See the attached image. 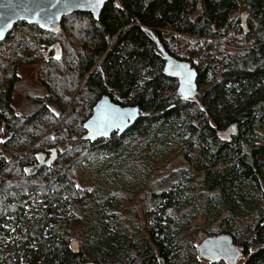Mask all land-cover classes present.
Listing matches in <instances>:
<instances>
[{"label":"trees","instance_id":"16d2710c","mask_svg":"<svg viewBox=\"0 0 264 264\" xmlns=\"http://www.w3.org/2000/svg\"><path fill=\"white\" fill-rule=\"evenodd\" d=\"M71 16L90 21L92 38L101 47L96 56L103 57L99 67L110 89H102L99 96L105 94L121 106H138L142 116L122 136L113 134L94 143L79 135L76 140L62 136L64 148H59L55 163L30 172L25 168L26 182L7 184V144L41 112L40 116H53L44 101H35V107L26 105V112L16 108L15 69L32 63L34 56H40V46L50 45V39L61 33L43 32L25 23L15 25L0 42L1 48L14 37L4 68L0 61V236H9L15 249L0 264H197L190 235L179 234L175 222L183 224L200 208L208 236L229 235L242 248V264H264V202L257 203L264 186V0H109L98 21L89 14ZM69 18H63L61 29ZM23 27L40 43L21 37L17 30ZM236 33V50L219 46L218 39L228 44ZM156 39L165 52L196 70L194 98L181 99L176 80L162 74ZM184 39L196 41L190 58L182 55L179 42ZM197 45L203 51L195 55ZM88 59L82 64L84 73L93 65L94 60ZM153 62L160 64L158 73L152 80L143 77L139 86L141 75L137 78L136 73L141 67L137 65ZM232 126L236 133L228 141L220 140L219 135ZM172 136L181 145L179 153L185 151L188 164L200 174L201 198H190L180 184L158 193L150 190L145 198L154 213L145 221V236L140 238L134 217L104 210L113 194L100 201L88 196L75 168L99 155L111 157L105 168H113L114 160L124 163L126 156L135 153L144 163L150 162V145L166 144ZM253 204L252 220L237 229L235 222ZM190 206L193 210L188 211ZM148 211L143 208V214ZM7 223L15 228L10 235L4 227ZM79 238L80 249L74 254L69 242Z\"/></svg>","mask_w":264,"mask_h":264},{"label":"rangeland","instance_id":"374dc122","mask_svg":"<svg viewBox=\"0 0 264 264\" xmlns=\"http://www.w3.org/2000/svg\"><path fill=\"white\" fill-rule=\"evenodd\" d=\"M242 22H244L243 18ZM92 28L90 21L86 17L70 16L68 21L62 25L61 33L54 39H50L59 42L61 46L62 57L60 60L57 61L51 58L49 62H45L43 59L44 52L41 50L39 57L34 56L32 58V63H22L15 69L16 75L14 78L18 79L14 83L15 90H13L16 97V108L26 112V105L29 107L34 105L35 107V101H44L48 104L53 116L48 114L40 116L43 113L41 112L36 116V119L26 123L23 130L17 133L7 144L5 148L8 159L6 171L9 174L7 184L19 186L26 182L24 169L35 163V156L38 153H45L52 148H64L62 145L65 143L61 141L62 136L63 138L67 136V138L72 139L84 134L82 124L90 116L91 108L99 98V92L102 89H110L105 84V73L99 67V61L103 57L96 56L97 51H100L101 47H97L96 41L92 38ZM17 31L21 37H25V40L31 38L30 41L32 43H40L38 38L31 35L28 27L18 28ZM238 37L239 34L236 33L234 40L228 44L223 39H218L217 42L225 50L234 51L236 50L234 42ZM42 41L45 40L42 38ZM13 42L14 37H10L0 48V61L3 68L8 60L7 55L12 49ZM41 44L45 43L42 42ZM179 44L182 55L189 58V54L191 52L193 54V51L197 48L196 41L186 42L184 39ZM197 46L198 51L195 55L203 51L200 45ZM155 48L156 50L158 49L157 47ZM27 53L31 52L27 51ZM88 57L91 63L92 60L94 61L89 70L84 73L81 68L84 65V60H89ZM5 58L6 61L3 60ZM139 67H141V71L140 73L137 71L136 75L137 78L141 75L139 78L141 80L138 81L140 86L143 83V77L146 76L150 80L154 78L160 69V64L153 62L147 65L142 63L141 66L137 65V69ZM161 70L163 72V64ZM163 85L165 88H170L168 84L164 83ZM160 86L162 87V85ZM163 90L165 89L162 88ZM139 94L140 92L136 95ZM115 95L118 96L117 94ZM134 95L135 93L130 96L133 97ZM235 133L236 129L232 126L223 131L219 138L220 140L228 141L230 136ZM174 141L175 139L172 136L171 140L166 144L152 143L150 145V148H152L150 152L151 161H146V163L135 153V155L126 156L127 159L124 163H121L122 159L114 160L111 163L113 168H105L107 164L105 162L110 161L111 157L94 156L89 162H83L75 168L79 176V185L87 187L88 196H93L96 201L113 194L111 204L105 207L104 210L111 212L113 215L118 213L122 217H134V228L139 225L141 238L145 236V221L147 219L150 220L154 213V210L150 208V204L147 203L148 199L145 198L147 192L149 194L150 190H156L157 193L167 191L180 184L185 186L190 198H201V184L198 183L200 174L196 173L188 164L187 159L184 157L185 151L179 153L181 145L174 143ZM183 170L189 173L186 175ZM262 194L263 198L257 199V203L259 200L264 202V186H262ZM255 205L253 204L245 209L243 218L235 222L237 229L244 228L252 220L251 207ZM144 207L149 209V214H143ZM102 208L100 207L99 210ZM27 209L25 207V210ZM188 209V211L193 210L191 206ZM68 210H71V206L68 207ZM202 210L203 208L196 209L195 217L192 216L190 219L185 220L183 224L178 221L175 222V227L179 228V234L190 235L189 244L191 246L200 239L208 237L207 230H205L207 221ZM226 215L227 213L222 214L217 224ZM29 218L30 213H27L26 222L30 220ZM9 219L6 218L5 221ZM77 226L81 228L83 226L82 222H78ZM4 227L8 229L9 235L12 233V228L15 229L11 226V223H7ZM77 240L81 243L80 238ZM14 249L15 245L9 236H0V263L2 257ZM192 255L195 256L193 253ZM244 259L245 257L242 256L238 264H242Z\"/></svg>","mask_w":264,"mask_h":264},{"label":"water","instance_id":"95a60500","mask_svg":"<svg viewBox=\"0 0 264 264\" xmlns=\"http://www.w3.org/2000/svg\"><path fill=\"white\" fill-rule=\"evenodd\" d=\"M109 0L93 9L90 5L84 6L86 0H0V42L6 39L15 25L25 23L36 26L39 30L51 34H57L61 30L62 20L76 13L89 14L95 21ZM243 15L247 16L246 13ZM152 35L150 31H147ZM157 46L159 43L155 40ZM163 59V75L176 80V92L181 99L194 98L198 92L196 70L189 62L181 61L169 55L159 46ZM47 51H54L52 59L60 60L62 49L58 42L47 46ZM58 57V58H57ZM173 108V107H171ZM141 110L138 106H121L114 103L109 96L103 95L93 105L90 116L83 122V141L94 143L106 140L113 134L125 135L141 118ZM50 158L42 163L38 160L36 169L42 166H51L57 160L56 149H51ZM45 157L42 153L37 154ZM31 170V168H29ZM69 249L77 253L80 243L77 239H71ZM198 257L207 260L210 264L226 263L238 264L241 258V249L238 248L229 235L221 234L203 238L196 245ZM94 264V263H88Z\"/></svg>","mask_w":264,"mask_h":264},{"label":"flooded vegetation","instance_id":"af4514ba","mask_svg":"<svg viewBox=\"0 0 264 264\" xmlns=\"http://www.w3.org/2000/svg\"><path fill=\"white\" fill-rule=\"evenodd\" d=\"M54 42H57V41H52L51 42V44H53ZM59 43V42H58ZM50 44V45H51ZM45 46H46V44H45ZM41 48H42V51L44 52V54H43V59H44V61L45 62H49L50 61V59L52 58V56H53V53H54V51H51V52H48L47 51V46L46 47H44V45L43 46H41ZM160 54H161V52H160ZM161 57H162V55H161ZM163 74V73H162ZM176 87H177V84H176ZM103 95H105V94H103ZM103 95H101V96H99V98H98V100L100 99V97H102ZM111 99V98H110ZM112 100V99H111ZM96 103V102H95ZM94 103V104H95ZM93 107V106H92ZM92 109V108H91ZM83 135V134H82ZM81 135V136H82ZM81 136H80V138H81ZM73 140H76V138H73ZM61 141H62V139H61ZM53 149V148H52ZM54 149H56V151H57V155L60 153V151H59V148H54ZM51 150H47L45 153H42L43 155H45V157H43V156H39L38 158H37V155L35 156L36 157V161H35V163H32V165H30V166H28V167H26V171L27 172H30L31 170H29V168H31L32 170H36V165L39 163V161L38 160H42L41 162L42 163H44V162H46L49 158H50V156H51ZM39 154V153H38ZM201 241H202V239H200L199 241H197V242H195L194 243V245H193V247H194V250H195V259H196V262L198 263V264H210L207 260H205V259H202V258H199L198 257V251L196 250V245H198V244H200L201 243ZM238 248H240L241 249V257L243 256L242 255V248H241V246H238V245H236ZM241 259V258H240ZM239 259V260H240ZM221 263V262H220ZM238 263H239V261H238ZM217 264V263H216Z\"/></svg>","mask_w":264,"mask_h":264},{"label":"snow or ice","instance_id":"6c2138e0","mask_svg":"<svg viewBox=\"0 0 264 264\" xmlns=\"http://www.w3.org/2000/svg\"><path fill=\"white\" fill-rule=\"evenodd\" d=\"M103 2L104 0H86V4L84 6L90 5L93 9H95L99 5L103 4ZM116 7H119V5H116Z\"/></svg>","mask_w":264,"mask_h":264}]
</instances>
